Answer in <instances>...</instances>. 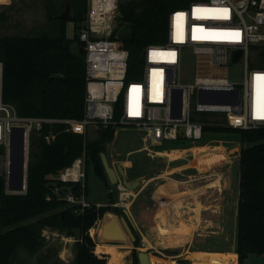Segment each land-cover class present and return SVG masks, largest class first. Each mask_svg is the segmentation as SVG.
<instances>
[{"label": "built area", "instance_id": "obj_1", "mask_svg": "<svg viewBox=\"0 0 264 264\" xmlns=\"http://www.w3.org/2000/svg\"><path fill=\"white\" fill-rule=\"evenodd\" d=\"M126 1L129 0H87L83 21L76 29L73 23V37L76 36L86 50L82 118L19 114L13 104L3 100L4 65L0 60V179L5 193L28 191L31 136L47 123H65L67 130L85 137L93 127L111 126L117 131L129 125L144 132V148L148 149L173 140L180 143L200 140L205 125L240 129L264 126V0H178L179 5L169 14L167 41L146 45L141 53L139 74L131 77H127L130 50L116 44V37L120 38L118 32L124 25L121 5ZM239 49L242 53L234 60V52ZM186 54L194 56L197 73L193 82L185 83L181 72ZM231 62L243 63L242 82L221 73ZM236 89L239 100L233 102ZM201 90L225 91L229 100L200 101ZM119 102L121 106L116 114ZM198 112L223 113L224 123L197 120L194 116ZM15 127L22 132L15 131ZM18 137L23 141L21 170L13 167L18 155L13 139ZM86 158L84 150L72 164L60 170L46 195L65 199L75 206L76 213H82L92 204L86 196ZM20 180L22 187L13 188ZM116 186L120 190V201L114 205L127 207L125 200L132 195L131 190L121 180ZM43 237L46 246L60 240L62 248L57 257L74 261V246L80 237L50 225L44 227ZM145 242L143 239L142 244Z\"/></svg>", "mask_w": 264, "mask_h": 264}, {"label": "trees", "instance_id": "obj_2", "mask_svg": "<svg viewBox=\"0 0 264 264\" xmlns=\"http://www.w3.org/2000/svg\"><path fill=\"white\" fill-rule=\"evenodd\" d=\"M69 1L73 8L71 20L54 18L64 9L66 0H27L26 7L43 12L48 26L30 29L21 35H0V60L4 65L3 100L13 104L21 115L83 117L86 50L76 36H68L67 23L72 21L76 29L83 21L87 0ZM178 5V0H129L121 5L122 22L133 23L136 27L133 41L116 37L117 46L130 50L127 77L139 74L140 50L148 44L167 41L169 14ZM120 106L119 102L116 114ZM97 130L96 138L89 139L67 130L65 123H47L42 130L32 133L28 191L7 194L0 179V264H10L14 252L21 262L25 255L37 256L38 264H58L57 259L52 261L57 253L54 247L48 246L44 251L43 229L46 225L67 234H79L81 239L74 246V264H108L109 254L100 250L103 244L97 247L99 252L95 251L97 241L89 230L105 210L113 209L118 214L124 212L112 205L117 200L113 197L114 189L109 184L101 159V152H106V143L113 139L115 130L111 126H100ZM225 130L237 132L243 143L237 169L239 200L234 246L238 262L243 264L250 254H264V126L240 129L205 125L203 137ZM178 146L190 145L178 141L176 145L166 143L162 147ZM84 150L87 153V175L92 165L97 176L109 185L111 204L98 207L92 203L82 213H76L75 206L65 199L47 198L46 195L60 170L72 164ZM139 243L137 238L135 245ZM133 264H140L137 249H134Z\"/></svg>", "mask_w": 264, "mask_h": 264}, {"label": "rangeland", "instance_id": "obj_3", "mask_svg": "<svg viewBox=\"0 0 264 264\" xmlns=\"http://www.w3.org/2000/svg\"><path fill=\"white\" fill-rule=\"evenodd\" d=\"M26 1L0 0V35H21L28 33L30 29L48 26V21L43 12L26 7ZM74 32L73 22L69 21L67 23L68 36L73 37ZM73 49H76L75 44ZM141 53L140 50L139 55ZM181 73L183 82L194 81L197 71L192 54L184 56ZM221 73L237 82H242L244 80V65L242 62H231L229 68L221 70ZM195 117L224 123L223 113L198 112ZM97 134L98 130L93 127L88 133V138L94 139ZM143 135V131L125 125L118 128L113 139L106 143V154L111 164L114 167L121 164L126 169L129 180L139 179L141 181L140 186L132 190L129 189L131 194L134 193L135 196L131 195L128 200H125V203L128 202V206L124 207L136 226H134L135 229L131 228L125 213L124 215L120 214L125 217L135 240L128 244H110L113 242L99 241L96 238L100 224L98 219L90 231L95 236L97 244H103L100 248L109 249L106 251L110 254L109 258L113 252L122 258V254L118 251L125 252L123 260L127 264L133 263L132 256L137 238L140 240L138 244L140 248L137 247L138 253L144 251L150 256H156L163 260H176L179 264H230L229 260L219 257L216 258V260L219 258L218 261L212 263L211 254L201 253L198 248L232 250L231 248L234 246L239 200L237 169L239 153L243 145L237 136V132L225 130L213 135L208 134L206 138L203 137V139L195 142L187 140L186 143L193 148L184 151L160 150L157 146L150 147V149L144 148ZM203 142H209L210 145H204L205 143L202 145ZM177 143L178 141L173 140L168 144L176 145ZM225 155H227L228 164L222 167L221 185H219L218 175H214L208 178V182L214 181L217 186L203 187L201 193L195 194L194 186L202 185L207 181H200L197 185L177 181H184L188 179V174L199 172L197 166H192L194 168H177L183 162L193 161L197 156L200 161L206 160L204 162L209 163V165L200 166L204 170L213 164V161L223 160ZM194 163L196 164V162ZM167 181H171V185L178 184V189H189L190 192L178 194L175 198L171 196L172 199L168 200L164 194H161V187ZM86 182L88 184L86 195L88 198L103 202L108 201L109 185L97 176L92 165L88 169ZM109 184L114 189L113 197L120 201V190L116 184L114 185L110 181ZM143 187H145L144 191L138 194V190ZM130 192L127 191V193ZM118 209L121 210V206ZM154 224L157 226L154 227ZM78 235L77 233V237ZM143 239L146 241L144 245L142 244ZM48 246L54 247L59 255L62 242L57 240ZM48 246H45L44 251L48 249ZM57 253L52 257V261L57 259L58 264H74V261L57 257ZM176 253L180 254L175 256ZM195 253L203 254L204 257L194 261L190 257H193ZM235 254L236 260L233 264H239L237 261L238 253ZM22 258L25 260L21 262V259H16L15 264H38L37 256L27 257L23 255ZM243 264H264V254H250Z\"/></svg>", "mask_w": 264, "mask_h": 264}, {"label": "water", "instance_id": "obj_4", "mask_svg": "<svg viewBox=\"0 0 264 264\" xmlns=\"http://www.w3.org/2000/svg\"><path fill=\"white\" fill-rule=\"evenodd\" d=\"M73 17V8L69 0H66V5L64 9L54 16V18H62L66 20H71ZM136 35V27L133 23H127L125 26L121 27L118 36L126 41H133ZM242 53V50H236L234 52V60H237ZM236 98L233 102H238L239 100V90H235ZM199 100L203 102H215V101H228L225 91H214L210 93L207 90H201L199 94ZM15 131L20 130L21 128H14ZM13 147L18 151V155L15 156L13 167L17 170L22 169L23 157H22V149H23V141L22 137H18L13 139ZM101 159L105 168V172L107 177L112 184H118L121 180L124 185L128 189H133L141 185V181L139 179L129 180L125 168L118 164L117 167H114L106 154V152H101ZM22 180L19 181L18 184L14 185L13 188H21ZM74 189L77 188V185L73 186ZM0 196H1V182H0ZM117 231L121 232L122 235H117ZM96 238L99 241L113 242V243H131L134 239V235L132 233L131 228L128 226L126 219L124 216H121L117 212L111 209L105 210L102 215L99 228L97 230ZM18 255L14 252L11 256L10 264H15V260ZM150 257L147 252L140 251L138 253L139 263L140 264H148L145 262V259ZM133 264V263H132Z\"/></svg>", "mask_w": 264, "mask_h": 264}, {"label": "crops", "instance_id": "obj_5", "mask_svg": "<svg viewBox=\"0 0 264 264\" xmlns=\"http://www.w3.org/2000/svg\"><path fill=\"white\" fill-rule=\"evenodd\" d=\"M163 145H160V146H157V147H159L160 148V150H171V149H173V150H178V151H184L185 149H192L193 147H183V148H163L162 147ZM158 148V149H159ZM193 153V152H192ZM223 154V153H222ZM224 154H225V152H224ZM193 155H195L194 153H193ZM205 155H208V154H205ZM196 157V159H193V161L191 160V161H189V162H183L182 164H180L181 166H178L177 168H194V167H192V166H197V168L199 169V172L198 173H191V174H188V179H186V180H184V181H180V180H177V181H179V182H181V183H192L193 185H197V183H199L200 181H203V180H205V181H207V183H204V184H202V185H197V186H194V190L193 191H195L196 193L195 194H198V193H201V190H202V188L203 187H208V186H213V185H215L214 184V181H210V182H208V178H210V177H212V176H214V175H218V180H219V182H220V184L219 185H221V180H222V178H223V169H222V167H224V165H226V164H228V162H227V155H225V158H223V160H216L215 162L213 161V164H211L207 169H204V170H202L201 168H200V166H205V165H209V163H207V162H204V161H206V160H203V161H200L198 158H197V156H195ZM209 157V156H208ZM209 158H211V157H209ZM208 158V159H209ZM194 162H196V164L194 163ZM203 162H204V164H203ZM111 163V162H110ZM206 163V164H205ZM180 169H178V170H180ZM126 170V169H125ZM215 172H217V173H215ZM127 173V172H126ZM166 175V174H165ZM172 180V179H171ZM192 184H190V185H192ZM177 186H178V184H176V185H174V184H172L171 185V181H167L166 182V184H164L163 185V187H161V194L163 195H165L166 197H167V199L168 200H170V199H172V197H174L175 198V196L177 197V195L178 194H181V193H184V192H190V190L189 189H183V188H177ZM215 186H217V185H215ZM144 188L145 187H143L142 189H139L138 190V194H140V192H142V191H144ZM219 189V188H218ZM109 191V190H108ZM89 195V194H88ZM133 196H135V194L133 193L132 194ZM183 195V194H182ZM172 196V197H171ZM87 198H88V196H87ZM134 198V197H133ZM89 199V201L91 202V203H97V204H101V205H109V204H111V202H110V198H109V195H108V201H101V200H96V199H90V198H88ZM117 202V201H116ZM112 205H114V203L112 204ZM114 206H116V205H114ZM116 207H119L120 208V206H116ZM126 208V207H125ZM123 206H121V209L123 210V212L125 213V217L128 219V221L130 222V224H131V228H133V229H135V225H134V223L132 222V220H131V217H130V215L128 214V211L125 209ZM124 215V214H123ZM164 215V214H163ZM101 218L102 217H100L99 218V221H101ZM135 226V227H134ZM154 227L155 226H157V224H154L153 225ZM151 228H153L152 226H151ZM165 228H167L168 229V227H165ZM194 239H195V237L192 239L193 241H194ZM116 243V242H115ZM115 243H110V244H115ZM117 244V243H116ZM119 244H121V243H119ZM100 244H96V248H95V251L96 252H99V251H97V247L99 246ZM102 245V244H101ZM234 246H235V243H234ZM234 246L231 248L232 250H224V249H221V250H217V249H207V248H198V250H199V252H201V253H228V252H231V251H233V252H235L236 253V251L234 250ZM137 247L138 248H140L139 247V245L138 246H136L135 245V249H137ZM113 248V247H112ZM112 250V249H111ZM110 250V251H111ZM193 251H197V250H193ZM219 251V252H218ZM105 253H107L106 251H104ZM210 253V254H211ZM234 253V254H235ZM180 253H176L175 254V256H177V255H179ZM198 255H203V254H198ZM238 255V254H237ZM109 256H110V254H109ZM190 257V256H189ZM204 257V256H203ZM202 257V258H203ZM111 258V257H110ZM110 258H108L109 260H107V262H108V264H112V263H110ZM191 259H192V257H190ZM201 258V257H200ZM219 258H222V257H219ZM219 258L216 260V261H218L219 260ZM132 259H133V256H132ZM197 259H199V258H197ZM193 260V259H192ZM207 260H209V259H207ZM228 260V259H227ZM235 260H236V258H235ZM237 261H238V257H237ZM114 264H120V263H114Z\"/></svg>", "mask_w": 264, "mask_h": 264}, {"label": "bare ground", "instance_id": "obj_6", "mask_svg": "<svg viewBox=\"0 0 264 264\" xmlns=\"http://www.w3.org/2000/svg\"><path fill=\"white\" fill-rule=\"evenodd\" d=\"M116 233H117V235H122L121 232H119V231H117ZM100 250L101 251H109L108 248H100ZM118 252H120L122 254V258L119 256V254H117L116 252H113L112 256L110 258V262L112 264H114V263L127 264L123 260L125 258V254L126 253L123 252V251H118ZM200 257H203V255H198V254L195 253V255L192 257V259L195 261L197 258H200ZM217 257H222L224 259H228L229 263L233 264L235 262L236 254H234V252H228L226 254L225 253H214L213 252V253H211V258H210L212 263L216 262V258ZM122 260H123V262H122ZM145 262L148 263V264H179L176 260L167 261V260L160 259V258H158L156 256H150V257H148V259L146 258Z\"/></svg>", "mask_w": 264, "mask_h": 264}]
</instances>
